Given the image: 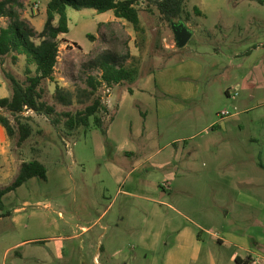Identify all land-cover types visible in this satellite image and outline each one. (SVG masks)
<instances>
[{
    "label": "rangeland",
    "instance_id": "1",
    "mask_svg": "<svg viewBox=\"0 0 264 264\" xmlns=\"http://www.w3.org/2000/svg\"><path fill=\"white\" fill-rule=\"evenodd\" d=\"M20 2L22 7L17 9L23 18L32 17L34 12L36 14L40 11L33 20V25L38 29L42 28L46 20V0H20ZM137 8L143 32H136L131 23L117 19L112 11L97 13L91 8L81 10L68 8L69 32L60 36L62 40L53 81L44 82L47 89L45 100L55 104L58 111L75 112L84 108L90 102L82 103L75 99L69 107L57 104L52 97L55 85L71 91L84 88L85 80L89 75H100L99 62L104 57H109L111 62L118 66L136 69L135 80L139 79L134 84L123 82L119 86L112 85L111 88L104 85L98 90L97 95L106 106L109 94L110 99L119 100L121 91L129 87L122 100H119V106L114 103L110 111L99 112V116L104 121V131L91 126L88 129L80 127L70 132L63 122L54 127L45 116L25 111L21 115V121L29 124L32 132L27 140L18 145L17 124L7 111H2L3 115L10 118L15 131L12 137H8L4 130L6 147L4 154H0L11 155L16 159L14 165H10V169L20 160L30 161L49 153L51 147L54 148L53 144H57L64 151L66 156H63L67 164L72 162L73 154L77 160H83L84 177L93 184L91 186L95 190H101V183L95 182L94 179L99 174H107L105 164L111 160V156H114L112 154L114 148L117 149L120 144L125 145L129 142L131 146L140 145L132 154L125 153L127 148L123 149L122 146L118 148V156L132 165L136 158L142 159L146 156V152H150L147 147H142L144 143L155 142L160 145L161 151L158 153H155L156 149L150 148L154 162L160 158L167 159L171 153L173 156L175 147L178 148L179 156L183 146L189 149L188 145H183L186 141L191 147L194 143L213 135L219 141L230 143L228 144L230 147L236 150L244 149L251 154L254 161L252 176L264 179V172L259 168L260 164H264V47H261L264 44V5L251 3L248 0H186L180 20L192 29L193 34L188 43L180 49L176 47L171 23L164 20L154 6L140 2ZM5 23L6 19H2L1 24L5 25ZM257 46H259L258 50H255ZM250 51L253 52L251 56L247 54ZM236 53L240 55L233 61V55ZM196 64L202 66L200 78L193 77ZM24 69L23 56H19L15 63L10 55L3 57L0 61V98L5 97L4 94L9 96L11 93L5 72H10L18 79L24 80ZM161 71L163 74H160ZM151 75L154 77L152 83L140 84V78L145 79ZM173 75L177 79L173 78L171 88L177 89L185 83L198 85L201 90L200 97L185 101L179 92L167 91L166 78H171L170 76ZM208 88L211 91L207 92ZM227 91L236 95L229 96ZM150 97L153 98L151 105L148 102ZM180 105L183 106L182 109ZM220 111H227L230 115L220 119L217 114ZM166 112L167 114L163 115ZM224 126L227 127L225 132H223ZM168 143L169 148H166ZM228 145H224L222 149L225 153L231 149ZM183 153H186V150ZM174 165L172 163L170 167ZM175 167L180 168L181 163L178 162ZM175 167L171 168L172 172H176ZM144 169L145 166L134 171L124 188H133L138 193L157 198L164 187L160 185L164 184L162 183L164 170L156 169L146 173ZM261 174L262 176H259ZM141 179H143L142 186ZM241 182L244 184L242 186H245V183ZM199 190L198 187L190 189L189 192H192L190 199L198 198ZM252 190L255 193L256 189L252 188ZM256 197H260L264 202V194ZM126 198L122 195L118 204L123 205ZM228 199L225 197L223 200H225L224 205L234 210L228 215L230 221L228 219L227 224L222 223L223 227L218 223L219 226L213 229V232L217 235H222L224 231L252 233V224L249 220H242L238 224L233 222L234 215L241 213L242 209L240 206L232 207V202ZM140 203L141 210L135 213L123 211L124 218L120 220V225L124 229H128L129 222L135 223L140 228L143 225L150 206L144 201ZM78 204L86 205L81 198ZM87 207H92V211H83L80 214L81 218L98 219L102 207H96L97 210L94 204ZM140 228L139 230L144 231L143 227ZM111 235V231L106 237L103 235L106 250L110 246ZM122 236L124 242L114 245V248L126 246L128 252H132L134 250L130 247L132 236L125 231ZM205 237L206 240L207 237L211 238L210 235ZM165 243H168V239L164 240L161 250L155 253L149 252L148 257L161 256L166 248ZM205 250L228 257L232 249L229 246H218L216 238H212V241L206 242ZM111 251L113 250L108 249L104 254L102 253L99 262L124 264L122 259L118 261L111 259L109 257ZM90 257L88 251L80 253L79 244L76 242L71 260L62 262L85 264L84 259H86L88 264H93L94 260ZM202 260L204 261L203 258ZM62 262L57 261V264ZM154 263L161 264L160 261ZM185 264L193 263L186 261ZM223 264L230 263L226 260Z\"/></svg>",
    "mask_w": 264,
    "mask_h": 264
},
{
    "label": "crops",
    "instance_id": "2",
    "mask_svg": "<svg viewBox=\"0 0 264 264\" xmlns=\"http://www.w3.org/2000/svg\"><path fill=\"white\" fill-rule=\"evenodd\" d=\"M48 1L46 0V5ZM39 13L40 11L36 14L34 12L32 17L25 16L33 27V20ZM42 28L34 27L37 31ZM261 47H264V44ZM258 48L259 46L255 50ZM252 53L247 52L249 56ZM238 55L240 54L233 55V61ZM160 74H163V71ZM201 75L202 66L196 64L193 77L200 78ZM170 77L166 78L168 90L164 88L165 90L171 93L179 92L185 101L200 97L201 90L198 85L185 83L177 89L171 88V81L177 77ZM153 79L152 75L145 79L140 78V84L152 83ZM128 90L129 87L121 91L120 101ZM207 90L211 91L210 88ZM227 94L229 95V91ZM4 95L7 97L8 94ZM119 100L110 99L109 94L107 110L110 111L114 103L119 106ZM148 102L151 105L153 98L150 97ZM166 114L167 112L163 115ZM226 130L227 127L224 126L223 132ZM129 144L127 142L125 145H118L117 149L115 147L112 154L116 157L113 158L112 155L111 160L105 164L107 174H99L94 179L95 182L101 183V190H95L93 184L84 177L83 160H77L73 154L72 162L67 164L66 155L60 145L53 144L54 148L51 147L49 153L37 156L35 159L46 167V178L32 177L2 198L5 215L0 216V264L67 262L75 252L76 242L79 244L80 253L88 251L91 254L93 264H101L99 259L108 249L113 250L109 253L111 259H122L124 264H155L154 261H160L161 264H185L186 261L193 264H223L226 260L230 264H264V202L260 197H256L264 194V179L252 176L254 161L251 154L244 149L236 150L228 145L230 143L219 141L212 135L191 147L186 141L183 145H188L190 150L183 146L178 156V148L175 147L173 156L171 153L167 159L160 158L154 162L151 149H156L155 153H158L161 151L160 145L155 142L144 143L142 147H147L150 152H146L142 159L136 158L132 165H129L126 159L118 156V148L121 146L123 149L127 148L125 153L129 154L134 153L136 147H140ZM224 145L231 148L226 152L227 155H224L226 153L222 150ZM166 146L169 148V143ZM5 147L4 129L0 127V154H4ZM184 150L186 153H183ZM15 161L11 155H0V186L12 183L20 164L29 160H20L10 169V165L13 166ZM178 162L181 163L180 168L175 167ZM172 163L175 164L176 172L171 170L174 169L170 167ZM146 164L152 165L147 168L149 165ZM143 166L146 173L156 169L164 170V184H160L164 187L157 198L138 193L133 188H124L134 171L142 169ZM259 168L264 172V164H260ZM241 181L245 186H242L244 184ZM140 183L142 186L143 179ZM194 187L200 189L201 195L195 200L190 199L192 192H189ZM252 188L256 189L255 193ZM122 195L127 198L125 203L120 205L118 200ZM225 197L232 202V207L240 206L242 209L241 213L234 215L233 222L238 224L242 220H249L252 233L224 231L222 235H217L213 232V229L222 223L227 224L230 211H234L224 205ZM79 198L85 202V206L78 204ZM139 200L150 206L141 226L144 231L139 230L140 227L132 222H129L126 230L120 225V220L124 218L123 211L135 213L141 210ZM91 204H94L95 209L102 207L99 218L82 219L80 214L83 211H92V207H87ZM109 231L112 235L110 246L106 250L103 235L106 237ZM124 231L132 236L130 247L134 250L130 253L126 246L114 248V245L124 242ZM206 235L211 238L207 237L206 240ZM212 238H216L218 246H229L232 249L228 257L217 252H206V242L212 241ZM165 239H168V243H165L166 248L162 255L149 258V252L155 253L162 249ZM84 260L85 264H88L87 260Z\"/></svg>",
    "mask_w": 264,
    "mask_h": 264
},
{
    "label": "trees",
    "instance_id": "3",
    "mask_svg": "<svg viewBox=\"0 0 264 264\" xmlns=\"http://www.w3.org/2000/svg\"><path fill=\"white\" fill-rule=\"evenodd\" d=\"M185 1L49 0L46 5V21L42 30L37 31L17 9L22 7L20 0H0V61L9 55L14 63L19 56H23L25 61L24 80L18 79L10 72H5L11 93L7 97L0 98V125L8 137H12L15 131L10 118L3 115L2 111H7L17 124L18 145L27 140L32 132L31 126L21 121V115L25 111L45 116L54 127L63 122L70 132L80 127L88 129L91 126L104 131V121L99 116V112L106 113L107 107L97 95L98 90L104 85L111 87L123 82L132 83L137 77L136 69L118 66L111 62L109 57H104L99 62L100 75H89L85 80L84 88L71 91L55 85L52 97L57 104L69 107L75 99L82 103L90 102L84 108L75 112L58 111L55 104L48 103L45 100L47 89L44 82L53 81L62 40L60 36L69 32L68 8L75 10L91 8L97 13L112 11L116 18L131 23L136 32H143L137 8L140 2L154 6L161 17L171 23L182 18ZM252 1L264 5V0ZM2 19H6L5 25L1 24ZM46 171L44 164L37 159L22 162L14 181L7 186H0V216L5 215L2 198L7 192L16 189L32 177L45 179Z\"/></svg>",
    "mask_w": 264,
    "mask_h": 264
},
{
    "label": "water",
    "instance_id": "4",
    "mask_svg": "<svg viewBox=\"0 0 264 264\" xmlns=\"http://www.w3.org/2000/svg\"><path fill=\"white\" fill-rule=\"evenodd\" d=\"M171 29L174 35V41L177 48H183L192 37L193 31L182 20L171 21Z\"/></svg>",
    "mask_w": 264,
    "mask_h": 264
},
{
    "label": "built area",
    "instance_id": "5",
    "mask_svg": "<svg viewBox=\"0 0 264 264\" xmlns=\"http://www.w3.org/2000/svg\"><path fill=\"white\" fill-rule=\"evenodd\" d=\"M233 95H236V93L235 94H232L231 91H229V96H233ZM229 115L230 114L227 111H220L218 113V116L220 117V119H223L224 117H227Z\"/></svg>",
    "mask_w": 264,
    "mask_h": 264
}]
</instances>
